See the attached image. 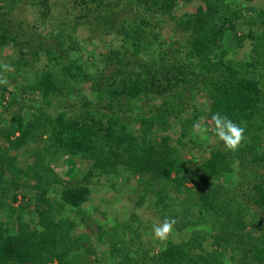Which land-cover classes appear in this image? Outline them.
<instances>
[{"label":"trees","instance_id":"1","mask_svg":"<svg viewBox=\"0 0 264 264\" xmlns=\"http://www.w3.org/2000/svg\"><path fill=\"white\" fill-rule=\"evenodd\" d=\"M119 1L67 0L61 19L50 0H0V264H264V209L249 206L264 208V5ZM42 54L51 67L30 72ZM216 112L246 128L236 151L194 138ZM121 194L125 222L104 209ZM166 217L169 236L137 248L139 227Z\"/></svg>","mask_w":264,"mask_h":264},{"label":"rangeland","instance_id":"2","mask_svg":"<svg viewBox=\"0 0 264 264\" xmlns=\"http://www.w3.org/2000/svg\"><path fill=\"white\" fill-rule=\"evenodd\" d=\"M106 1H110L112 4H115V3H119L120 2L119 0H106ZM244 1L245 0L236 1V2H238L236 4H238V7L239 8H241L242 6H244V4L246 3ZM50 4H51V7H52L53 14L59 16L61 19H62V16H64L67 13L65 11V7L68 6L67 0H50ZM135 4H137L136 1H133L132 4H131L133 6V12H136L135 8H137V10H139V11H142L143 10V7H142L143 5L137 6ZM256 4H260V5L263 6L264 5V0H256ZM182 5L188 7V6H190V2H184V3H182ZM252 9H253L252 6H249L248 9H244V7H243L244 14H251L252 13ZM27 10H28L27 11V16H28L29 20L30 19H32V20L35 19L36 18L35 16H37L36 15V12H35L36 10H34V8L32 7L31 4H29V7H28ZM127 14L130 15V12H128ZM0 19H1V16H0ZM22 19H23V17H22ZM57 20H59V19L57 18ZM36 25H38V27H40V25H41L40 21ZM41 29L45 31L47 29V27L42 25L41 26ZM234 29H237V25L234 26ZM37 31H38V28H37ZM82 31H80L81 34H83ZM21 35H22V38L25 39V36H26L25 33H22ZM78 36H80V33H78ZM160 36H161V39L165 41V43H171V45L177 46L178 42L176 41L177 39L176 40L174 39V36H173V38L172 37H167V36H165V34L163 32H161V35ZM179 37L182 38L181 35ZM82 39H83V37L81 35L79 37V40H82ZM116 42H115V45L117 44ZM249 45H250V42L247 41L245 43L244 48L242 49V56H243L244 59H250V58H252L251 57V53H250L251 46H249ZM18 46H19V44L17 43V46L15 47V50L19 48ZM80 47H81V45H80ZM101 49H103V46H101ZM17 52H19V51L17 50L16 53H15V55L17 57H19L20 55ZM28 61H29V65H30L29 66L30 72H33V71L34 72H37V71H41L43 69L46 70L47 68L51 67V62L48 60L47 57L44 56V54H42L39 59H35V58H32L31 56H28ZM9 84L12 85V83L10 81H9ZM30 98H33V100L34 99L35 100L38 99L36 96H33V95H30ZM53 105H56L55 107L56 108H59L60 103L59 102H54ZM11 109H13V108H11ZM205 110H208L207 106L205 107ZM10 111H12V110H10ZM0 113H2V115H1L2 117H4L5 119H9V117H10L9 113L8 112H4L3 113V109L1 107H0ZM201 123L204 124L203 121H201ZM206 127L208 128V132L204 135V137H206V139H209V138L212 139L213 136L215 135V127L212 124L209 125V126H206ZM1 136H2V134L0 132V137ZM194 136H195L194 137L195 139L198 138V135H195L194 134ZM1 143H2V141L0 139V145H1ZM34 146H35V144H33V143L28 146L29 147V154H31L32 152H34V150H35ZM58 156H59L58 157V163L59 164H63L64 163V160H66V162L63 165H60V168L63 169L64 172H67V174H70L74 170V168H75L74 166L79 167V169L81 170V173L83 175L86 174V172L88 170V163L83 162V161H79V160H76V159L75 160L74 159H70L68 156H65V155L62 156L61 154H58ZM17 164H19L21 166H25V162H23V161H21V162L18 161ZM129 174H130V171H129V173H127V176ZM137 177L138 176H136L135 178H137ZM235 178H236V176H235ZM121 182H123V180L120 181L117 186L122 190V192H124L123 195H125L128 192V188H126V187L121 188V186H122V183ZM100 183L106 184V181H105V178L104 177H102L100 179ZM131 183L134 184L135 183V179L132 180ZM58 189H60V187H58ZM130 192H132V190ZM57 193H58V190H57ZM123 195L121 194V195H119V197H116V203L115 204H112L110 206H106L104 209L106 210V213L108 214V217L114 218L116 216V217H118V220L119 221L125 222L126 220H128V217H129L128 214H129V212H128V209H127L128 204L125 203L124 196ZM35 196H34V193H32V192L29 194V197H32L33 198ZM109 196H111V195H109ZM101 201L102 200H101V197L99 195V192L98 191L93 192V195H92V198H91L92 206L93 205L96 206V207L97 206H100L101 205ZM17 204L18 203H14V202L11 203L12 206H17ZM24 204L25 205H28V202L24 201ZM88 206H89V203L86 204V207H88ZM249 206L251 208H253L254 211L256 209L257 210H263L264 209V208H260V207H258L256 205H254L252 202L250 203ZM34 214L35 213H33V211L29 210L27 212V214H26V218L28 220H30V222H34L32 220V218L34 217ZM257 216H258L257 218L260 219V214L259 213L257 214ZM3 218H4V216H3ZM141 220H142V222L143 221H147L146 218H142ZM247 221L250 223V226L253 227V225L256 222V218L255 217L247 218ZM133 224H134L133 229H137V227L140 225V223L137 222V221L136 222H133ZM145 224L146 223H144V225L141 226L142 228L139 227V230H137V233H138L139 239H140V241H138L137 248L141 247V243L142 242H148V241L151 240V235L153 234V232L150 231V229H148V226L149 225L146 224L147 226H145ZM104 225L106 226L107 223H105ZM149 228H150V226H149ZM127 238L128 239L129 238H132V235L129 233V236Z\"/></svg>","mask_w":264,"mask_h":264},{"label":"clouds","instance_id":"3","mask_svg":"<svg viewBox=\"0 0 264 264\" xmlns=\"http://www.w3.org/2000/svg\"><path fill=\"white\" fill-rule=\"evenodd\" d=\"M6 84L7 79L0 77V85ZM202 120L203 117L201 118V121ZM212 120L215 122V135L224 142L228 149L236 151L241 141L246 139V128L221 112L214 113L212 115ZM192 132L195 135L203 137L208 132V128L198 121L192 125ZM174 224L175 220L167 217L164 219L163 223L154 224L152 227L154 237L165 240L173 231Z\"/></svg>","mask_w":264,"mask_h":264}]
</instances>
